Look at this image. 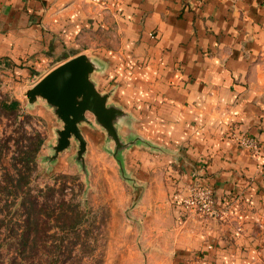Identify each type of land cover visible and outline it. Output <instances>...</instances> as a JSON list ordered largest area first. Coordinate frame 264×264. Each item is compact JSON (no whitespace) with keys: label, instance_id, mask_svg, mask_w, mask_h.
I'll return each mask as SVG.
<instances>
[{"label":"crops","instance_id":"1","mask_svg":"<svg viewBox=\"0 0 264 264\" xmlns=\"http://www.w3.org/2000/svg\"><path fill=\"white\" fill-rule=\"evenodd\" d=\"M78 55L141 168L152 153L172 164L176 202L196 170L214 192L208 223L176 203V264H264V159L227 135L264 139V0H0V63H49L44 77Z\"/></svg>","mask_w":264,"mask_h":264},{"label":"rangeland","instance_id":"2","mask_svg":"<svg viewBox=\"0 0 264 264\" xmlns=\"http://www.w3.org/2000/svg\"><path fill=\"white\" fill-rule=\"evenodd\" d=\"M16 63L7 60L0 63V102L5 98L17 100L22 113L27 115L19 122L6 119L0 111V209L3 210L0 213V264H14L17 254L15 241H10L9 229L4 230L1 219L6 213L7 217L15 215V220L23 216L16 190L10 186L8 190L3 189L6 184L13 185L17 178L15 156L18 146L27 143L34 148L31 141L22 138V133H39L43 138L35 159L33 183L40 188L64 186L65 199L74 198L81 208L92 213L95 229L88 238L82 235L80 242L84 239L94 251L90 256H83L80 264H176V250L173 249L176 203L183 221L203 224L216 217L189 213L182 206L189 187L197 183L210 190L212 208L217 212L214 192L204 185L201 171L191 173L181 199L176 202L175 167L172 164L165 167V159L152 153L149 167L142 169V154L130 152L135 136L127 134L131 132L125 120L116 123L119 140L125 145L116 152L114 141L90 113H86L88 122L78 125L86 142L82 159L78 158L79 143L74 137L70 138L66 149L55 154L57 131L63 128L62 121L45 100L38 98L29 103L25 95L52 66L46 63L35 67L28 59ZM227 135L253 159H264V139L242 130L237 124L229 125ZM261 165L257 163L255 173H264ZM148 173L149 181L142 182L140 177ZM76 245L74 243L72 247ZM78 245L74 253L80 252H76L80 248ZM16 264L25 263L17 259Z\"/></svg>","mask_w":264,"mask_h":264},{"label":"trees","instance_id":"3","mask_svg":"<svg viewBox=\"0 0 264 264\" xmlns=\"http://www.w3.org/2000/svg\"><path fill=\"white\" fill-rule=\"evenodd\" d=\"M0 108L8 120L20 122L21 117H27L17 100L5 98L0 102ZM26 134L22 133V138L31 141L34 148H30L27 143L18 146L15 156L17 178L13 180V185L6 184L3 187L5 190L10 187L16 190L18 207L22 209L23 215L21 219L15 220V215L7 217L6 213L1 219L4 230L9 229L10 241H15L17 246L14 264L17 259L25 264H80L83 256H90L94 251L84 239L80 242L82 235L89 237L95 229L92 213L81 208L80 202L74 198L65 199L64 186L40 188L33 183L35 159L43 138L39 133ZM2 211L0 209V213ZM74 243L79 244L80 248L76 251L79 253H74L77 246L72 247Z\"/></svg>","mask_w":264,"mask_h":264},{"label":"water","instance_id":"4","mask_svg":"<svg viewBox=\"0 0 264 264\" xmlns=\"http://www.w3.org/2000/svg\"><path fill=\"white\" fill-rule=\"evenodd\" d=\"M94 69L95 66L89 58L78 55L47 73L25 94L29 103H34L38 98L45 100L62 121L63 128L57 131L55 154L66 149L70 138L74 137L79 143L78 158L82 159L86 142L78 125L88 122L86 113L92 114L114 141L116 152L125 147L115 128L122 113L113 106H107V95L100 94L95 89L90 80Z\"/></svg>","mask_w":264,"mask_h":264},{"label":"built area","instance_id":"5","mask_svg":"<svg viewBox=\"0 0 264 264\" xmlns=\"http://www.w3.org/2000/svg\"><path fill=\"white\" fill-rule=\"evenodd\" d=\"M212 204L213 199L210 190L197 183H193L189 187L187 195L182 200L183 208L194 214L216 215L217 213L213 210Z\"/></svg>","mask_w":264,"mask_h":264}]
</instances>
